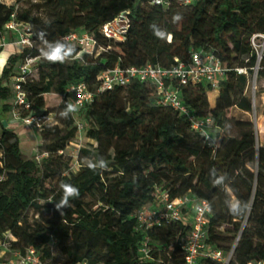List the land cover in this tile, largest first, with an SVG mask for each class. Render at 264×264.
Returning a JSON list of instances; mask_svg holds the SVG:
<instances>
[{
	"label": "trees",
	"instance_id": "16d2710c",
	"mask_svg": "<svg viewBox=\"0 0 264 264\" xmlns=\"http://www.w3.org/2000/svg\"><path fill=\"white\" fill-rule=\"evenodd\" d=\"M34 1L43 4L44 20L30 10L14 15L12 7L0 2V55L1 35L11 18L26 23L33 40L32 48L10 54L3 65L0 101H6L2 110H11L10 91L3 83L24 57L36 58L21 88L32 109L51 121L39 129L42 142L37 146L45 153L40 159L24 154L15 131L0 126V241L8 232L11 248L20 255L32 248L40 264H184L181 246L190 223L183 220L190 211L183 208L181 220L150 229L142 228L134 217L138 210L159 201L158 190L169 200L190 195L208 201L212 211L207 215L205 243L224 257L230 255L228 264L264 262V143L258 142L252 123L227 115L234 107L245 112L252 108L245 92L256 65L250 37L264 33V0H195L188 5L173 1L167 7L149 0ZM122 15L124 40L103 36L102 25ZM176 16L180 19L174 21ZM38 24L49 42H66L67 34L83 30L105 51L49 63L34 44L33 26ZM153 25L165 32V38L154 34ZM192 50L213 53L226 70L212 108L207 83L178 87L180 99L191 112L212 118L215 146H208L183 115L157 104L153 85L133 80L96 93L77 115L83 128L86 124L89 143L78 150V167L69 171L62 154L79 129L77 116H60L71 99L68 84L83 81L96 92L103 70L115 65L169 67L175 59L187 62ZM78 51L75 46L73 56ZM236 68L247 73L238 74ZM256 76L264 79V56ZM229 124L237 130L234 137L225 132ZM100 157L107 168L90 170L88 164ZM210 169L225 175L224 185L212 183ZM48 180H55V185ZM61 182L77 187L79 197L58 210ZM227 200H239L242 210L230 213ZM31 209L44 210L49 217L30 221ZM145 238L147 254L143 256L140 249ZM52 244L63 262L52 255ZM198 263L222 264L209 257H200ZM0 264H5L1 257Z\"/></svg>",
	"mask_w": 264,
	"mask_h": 264
},
{
	"label": "built area",
	"instance_id": "2783aa9c",
	"mask_svg": "<svg viewBox=\"0 0 264 264\" xmlns=\"http://www.w3.org/2000/svg\"><path fill=\"white\" fill-rule=\"evenodd\" d=\"M173 1L181 5H188L195 0H149V3L167 7ZM125 32L126 25L123 15L104 23L101 27V33L109 39L124 40ZM9 34L14 35L19 53L24 49L32 48V32L26 23L18 22L11 18L4 25V31L1 35L2 47L4 46L5 37ZM64 40L79 47L78 53L68 60L79 58L81 54L96 56L100 52L105 51L94 38L83 30L70 32L65 36ZM250 45L256 58V65L253 68L252 75L255 78L258 64L262 56H264V33L252 34ZM35 60L36 58L26 56L22 63L18 65L16 73L12 76L11 96L12 105L16 111L14 112V116L31 131L39 132L41 125L50 122L51 118L39 113L37 110H33L21 88V83L25 81V77ZM236 72L238 74L247 73L245 68H236ZM225 76L226 70L216 55L211 52L192 50L187 62L175 59V63L169 67L151 64H145L140 67H120L119 65H115L99 73L100 85L96 92L90 91L83 81H75L68 84L66 92L70 95V103L76 106V111L71 113L76 117L85 106L93 102L98 92L112 89L115 86H126L133 80L150 83L155 89L157 104L169 107L183 115L190 123L191 128L202 136L208 146H215L216 138L210 134L213 126L212 118L210 116L197 117L191 112L180 99L178 87L185 85L195 86L204 82L212 90H217L221 81L225 79ZM3 85H6V83L4 82ZM21 111L26 113L25 117L20 115ZM76 125L79 130L83 128L79 120H76ZM157 192L160 199L156 204L142 208L134 214L137 223L144 229L159 227L170 220H181L183 216L182 209L186 208L191 213L189 217V232L181 246L184 254V264H199L198 260L200 257H209L220 261L222 264H228L230 255L224 257L220 251L210 249L205 243V229L209 213L208 201L191 197L190 195L169 200L167 194L161 193L158 190ZM140 254L143 256L147 254V238L142 243ZM17 264H40V260L35 251L29 248L23 255L18 254ZM247 264H264V262L250 261Z\"/></svg>",
	"mask_w": 264,
	"mask_h": 264
},
{
	"label": "rangeland",
	"instance_id": "374dc122",
	"mask_svg": "<svg viewBox=\"0 0 264 264\" xmlns=\"http://www.w3.org/2000/svg\"><path fill=\"white\" fill-rule=\"evenodd\" d=\"M1 3H4L8 7L13 8V14H20L24 10H30L31 14L34 16H39L43 19L44 11L42 7V3L34 0H0ZM44 20V19H43ZM34 31V44L37 49H41L44 47V44L41 40L37 38L36 33L43 31V28L41 24L34 25L33 26ZM3 48V54L0 55V66L3 65L7 55L8 51L6 50L7 47L4 46ZM13 53H17L16 50H14ZM18 65L14 68V73H16ZM12 78V76L10 77ZM248 84L246 85V95L251 99L252 102V108L251 111L245 112L238 108H232L228 111L227 115L238 121H247L252 123L254 126L256 133H257V140L259 143H264V115H262V110H264V79L258 78L257 76L254 78L253 76L248 79ZM216 91V90H215ZM213 94L211 93L210 96ZM54 96V95H52ZM208 93H207V100H208ZM55 97V96H54ZM57 97V96H56ZM56 99V98H55ZM4 100L0 101V126L5 125L9 127L10 129H15L14 125H17L19 120L14 116L15 109L13 106H11V110L5 111L2 110V105L4 104ZM8 103V102H7ZM9 103L12 104V100L10 98ZM209 103V102H208ZM17 114V113H16ZM77 119L82 121L79 116H77ZM13 121V122H12ZM86 130V124L85 127L81 130H77L75 137L67 144L66 148L63 151L62 156L64 159L68 160L69 162V171L74 172L75 169L78 167L77 165V153L78 150L81 147H86L89 143V139H87L84 135ZM210 132V130H209ZM219 135L221 134V131H218ZM225 132L229 137H234L237 134V130L235 126L232 124L226 125ZM17 136L19 139V147L21 151L26 154L28 157H34L36 159H40L41 155H45L44 152H42L41 147H38L37 144L42 142V140L39 137L38 131H31L28 127H21L17 131ZM212 136H214V133L210 132ZM86 161V160H85ZM250 168H253L252 165H250ZM51 185H55V180H48ZM43 203V202H41ZM28 219L32 221L33 219H40L49 217V214L46 213V211L42 210V212L36 213L33 209L29 210L27 212ZM186 224L190 223L189 218L187 216H184L183 220ZM11 236L8 232H5L3 234V238L0 241V257L2 258L3 262L5 264H17L18 263V254L19 252L17 250H14L11 248L10 241ZM52 255L56 257V260L59 262H63V256L60 254L59 249L56 247L55 244H52Z\"/></svg>",
	"mask_w": 264,
	"mask_h": 264
},
{
	"label": "clouds",
	"instance_id": "9594fccd",
	"mask_svg": "<svg viewBox=\"0 0 264 264\" xmlns=\"http://www.w3.org/2000/svg\"><path fill=\"white\" fill-rule=\"evenodd\" d=\"M180 17L176 16L174 17V21L179 20ZM154 29V34L157 37L165 38V32L155 28V26H152ZM37 38L41 40L44 44V47H42L40 51V56L42 59L48 61L49 63H64L66 62L70 57L73 56L75 52V46L70 45L62 40H56L54 42H49L46 39L47 33L44 31H40L36 33ZM76 111V106L69 103L66 108L61 111L60 116L62 118H68L69 114ZM88 167L92 171H96L97 169H105L107 168V162L104 160L103 157H100L95 162H90L88 164ZM209 175L213 177L212 183L215 186H221L224 185L225 182V175H217L215 169L209 170ZM60 188L62 190V196L59 201V203L56 205V208L59 210L61 207L69 206V201L71 199H75L79 197V189L71 184H67L64 182L60 183ZM227 209L230 213H238L242 210V203L232 200L225 201ZM208 211L211 212V206H208Z\"/></svg>",
	"mask_w": 264,
	"mask_h": 264
},
{
	"label": "crops",
	"instance_id": "0c3cea01",
	"mask_svg": "<svg viewBox=\"0 0 264 264\" xmlns=\"http://www.w3.org/2000/svg\"><path fill=\"white\" fill-rule=\"evenodd\" d=\"M4 46H6L7 47V51H8V55H7V57H6V59H5V61H4V63H3V65L5 64V62H6V60H7V58L9 57V55L10 54H13V52H14V50H16V52L17 53H19V48H18V46L15 44V37H14V35H12V34H9V35H7L6 37H5V40H4ZM3 46V47H4ZM3 65L2 66H0V71H1V69H2V67H3ZM12 81H13V79L12 78H9L8 80H6L5 81V83H6V86L9 88V91H10V96L12 95L11 94V83H12ZM213 94L212 96H210V94ZM217 95H218V91L216 90H212V91H210V92H208V96H210V97H208V102H209V105H210V107L212 108L213 106H214V104H215V100H216V98H217ZM11 100H12V96H11ZM5 103V102H4ZM11 106H13L12 104H11ZM13 122V121H12ZM6 125V124H5ZM15 126V129L13 130V131H15V133H17V131L21 128V127H25L22 123H20V121L18 122V124L17 125H14ZM9 128V127H8Z\"/></svg>",
	"mask_w": 264,
	"mask_h": 264
}]
</instances>
